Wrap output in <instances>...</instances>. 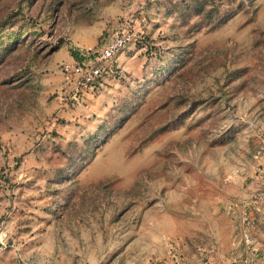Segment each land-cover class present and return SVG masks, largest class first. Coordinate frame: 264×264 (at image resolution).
<instances>
[{
  "label": "rangeland",
  "instance_id": "374dc122",
  "mask_svg": "<svg viewBox=\"0 0 264 264\" xmlns=\"http://www.w3.org/2000/svg\"><path fill=\"white\" fill-rule=\"evenodd\" d=\"M184 1L0 0V264H264V0Z\"/></svg>",
  "mask_w": 264,
  "mask_h": 264
},
{
  "label": "built area",
  "instance_id": "2783aa9c",
  "mask_svg": "<svg viewBox=\"0 0 264 264\" xmlns=\"http://www.w3.org/2000/svg\"><path fill=\"white\" fill-rule=\"evenodd\" d=\"M132 39V34L122 27L118 26L112 36V39L96 49L88 53L89 60L84 58H73L63 64V72L68 76L73 73H83L87 69L91 71V75L96 77L104 69L103 64L111 60L115 53Z\"/></svg>",
  "mask_w": 264,
  "mask_h": 264
},
{
  "label": "trees",
  "instance_id": "16d2710c",
  "mask_svg": "<svg viewBox=\"0 0 264 264\" xmlns=\"http://www.w3.org/2000/svg\"><path fill=\"white\" fill-rule=\"evenodd\" d=\"M253 2L254 0H246ZM245 0H240L237 5L230 6L226 9H221L220 3L217 0H189L181 3L183 9L192 10L200 18L197 24L199 28L205 27L212 30L230 20L242 8H244ZM201 24V26H200ZM13 41L8 47L0 50V62L5 59L12 49L14 48Z\"/></svg>",
  "mask_w": 264,
  "mask_h": 264
}]
</instances>
